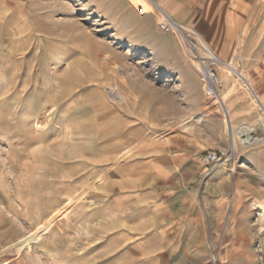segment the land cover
<instances>
[{
	"label": "rangeland",
	"instance_id": "374dc122",
	"mask_svg": "<svg viewBox=\"0 0 264 264\" xmlns=\"http://www.w3.org/2000/svg\"><path fill=\"white\" fill-rule=\"evenodd\" d=\"M162 13L0 0L2 264H264L262 97L205 40L224 103L209 99ZM227 77L262 115L233 142Z\"/></svg>",
	"mask_w": 264,
	"mask_h": 264
},
{
	"label": "crops",
	"instance_id": "0c3cea01",
	"mask_svg": "<svg viewBox=\"0 0 264 264\" xmlns=\"http://www.w3.org/2000/svg\"><path fill=\"white\" fill-rule=\"evenodd\" d=\"M149 1L176 22L198 31L217 49L219 56L228 62L233 59L239 69L237 77L243 83L247 79L251 80L262 97L261 107L264 112V44L261 43L264 40V0ZM223 85L230 111L227 118L232 117L235 121L236 133L243 124L253 126L262 120V115L250 100V95H254L252 90L238 85L230 77H227ZM230 126L232 129L231 123Z\"/></svg>",
	"mask_w": 264,
	"mask_h": 264
},
{
	"label": "built area",
	"instance_id": "2783aa9c",
	"mask_svg": "<svg viewBox=\"0 0 264 264\" xmlns=\"http://www.w3.org/2000/svg\"><path fill=\"white\" fill-rule=\"evenodd\" d=\"M165 21H161L160 27L165 32L175 34L188 52V59L196 68L198 74L205 84V92L209 99L216 98L222 102L217 95V78L214 74L213 66L220 60L212 49L208 46L203 36L190 27L184 26L165 14ZM221 160V155L215 147L208 148L198 155L197 161L204 167L212 169Z\"/></svg>",
	"mask_w": 264,
	"mask_h": 264
},
{
	"label": "bare ground",
	"instance_id": "6f19581e",
	"mask_svg": "<svg viewBox=\"0 0 264 264\" xmlns=\"http://www.w3.org/2000/svg\"><path fill=\"white\" fill-rule=\"evenodd\" d=\"M132 5L136 8V9H138V11H141V12H144V11H148L149 9H150V7H151V2H149L148 0H132ZM264 8V7H263ZM163 14V20H166L165 19V12L164 13H162ZM228 66H229V64H228ZM117 69V68H116ZM120 70V69H119ZM118 70V71H119ZM228 70H229V72H234L235 71V69L232 67V66H230L229 68H228ZM238 75H242V74H238ZM244 83H245V85L247 86V88L250 86L251 87V85H252V82H251V80H246V81H244ZM254 85V84H253ZM249 89V88H248ZM216 90H217V88H216ZM253 92V91H252ZM121 94V93H120ZM217 95H218V97H220V99L222 100V102L221 103H224V100H223V97H221L220 96V94L218 93V90H217ZM119 96V95H118ZM254 96V95H253ZM122 97V99H125L126 98V96L125 95H122L121 96ZM255 99V101H256V103H257V105H259V106H262V100L260 99V98H258L257 96H256V98H254ZM123 101V100H122ZM218 103V102H217ZM212 105V104H211ZM222 105V104H221ZM227 123L229 124L228 126H229V129L231 130V139H232V142L233 141H235V137L237 136V135H242V134H249L252 130H253V126H251V125H249V124H245V125H243L240 129H239V131L236 133L235 131H233L232 129H231V126H230V123H231V120H230V118H227ZM255 140H257L258 141V139H255ZM30 237L31 236H27V237H25V238H23L22 239V241L20 242V243H26L29 239H30ZM0 264H2L1 262H0Z\"/></svg>",
	"mask_w": 264,
	"mask_h": 264
}]
</instances>
